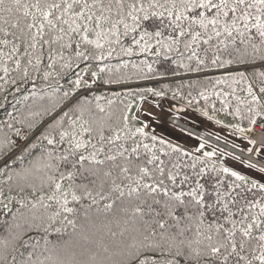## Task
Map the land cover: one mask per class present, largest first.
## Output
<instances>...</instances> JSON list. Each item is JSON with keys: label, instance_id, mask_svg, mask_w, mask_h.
Masks as SVG:
<instances>
[{"label": "snow or ice", "instance_id": "obj_1", "mask_svg": "<svg viewBox=\"0 0 264 264\" xmlns=\"http://www.w3.org/2000/svg\"><path fill=\"white\" fill-rule=\"evenodd\" d=\"M0 97V264H264V0H0Z\"/></svg>", "mask_w": 264, "mask_h": 264}, {"label": "rangeland", "instance_id": "obj_2", "mask_svg": "<svg viewBox=\"0 0 264 264\" xmlns=\"http://www.w3.org/2000/svg\"><path fill=\"white\" fill-rule=\"evenodd\" d=\"M160 103L164 106V110L167 111L170 101L169 100H163V101H160ZM145 107L148 108L149 110L153 111L158 116L161 113V110L159 108H153V107H150L147 104L145 105ZM184 115L190 117V119L186 120V121H188V122H190L192 124L194 123L198 128L207 129L208 131H213L212 129H214L216 131L218 130L214 125H211L209 122H207L206 120H203L202 118H200L198 116L192 115L191 113H185ZM165 128L167 129L168 132H171L173 137L179 138V140L181 142L189 144V145L195 143L194 140H189L181 132L173 131L172 123H170L169 121H168V124L165 125ZM161 130H163V129H161V128L157 129V131H161Z\"/></svg>", "mask_w": 264, "mask_h": 264}, {"label": "built area", "instance_id": "obj_3", "mask_svg": "<svg viewBox=\"0 0 264 264\" xmlns=\"http://www.w3.org/2000/svg\"><path fill=\"white\" fill-rule=\"evenodd\" d=\"M168 121H169L170 123H173V120H172L171 117H169ZM183 122H185L186 124L181 123L180 121H178L177 123H180L181 126H182L183 128H185V129H187L188 131L194 132V133H196V134H198V135H201V136H204L205 138H208V137H207V133H206V131H205L206 129L198 128L197 126H195V125H193V124H191V123H188V122H186V121H183ZM192 128H193V129H192ZM209 142L214 143V142H215V141H214V138H210V139H209Z\"/></svg>", "mask_w": 264, "mask_h": 264}, {"label": "trees", "instance_id": "obj_4", "mask_svg": "<svg viewBox=\"0 0 264 264\" xmlns=\"http://www.w3.org/2000/svg\"><path fill=\"white\" fill-rule=\"evenodd\" d=\"M0 102H2V97H0ZM14 103V101L12 100L11 97H9V101H8V110H11V105ZM5 115L4 109H0V117H3Z\"/></svg>", "mask_w": 264, "mask_h": 264}, {"label": "bare ground", "instance_id": "obj_5", "mask_svg": "<svg viewBox=\"0 0 264 264\" xmlns=\"http://www.w3.org/2000/svg\"><path fill=\"white\" fill-rule=\"evenodd\" d=\"M181 123H184L183 121H180ZM184 124H186V123H184ZM193 129V128H192Z\"/></svg>", "mask_w": 264, "mask_h": 264}, {"label": "crops", "instance_id": "obj_6", "mask_svg": "<svg viewBox=\"0 0 264 264\" xmlns=\"http://www.w3.org/2000/svg\"><path fill=\"white\" fill-rule=\"evenodd\" d=\"M213 131H216V130H214V129H212Z\"/></svg>", "mask_w": 264, "mask_h": 264}]
</instances>
